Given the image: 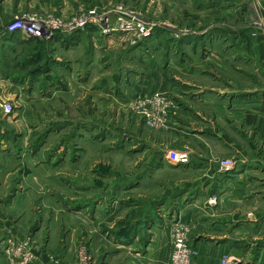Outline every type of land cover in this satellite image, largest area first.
<instances>
[{
	"label": "rangeland",
	"instance_id": "obj_1",
	"mask_svg": "<svg viewBox=\"0 0 264 264\" xmlns=\"http://www.w3.org/2000/svg\"><path fill=\"white\" fill-rule=\"evenodd\" d=\"M31 1L14 17L52 18L67 26L90 21L73 33L81 45L74 50V80L65 79L49 98H20L10 115L16 118L0 125V215L11 217L0 229L7 224L17 232L0 242L8 264L40 261L45 241L33 226L42 221L43 235L48 225L57 244L73 242L72 264H128L133 256L140 259L130 264H152L142 254L154 222L168 226L161 242H174L177 224L187 226L193 251L200 218H216V184H240L238 192L244 188L253 198L264 192V173L256 167L264 165V141L241 117L232 119L228 108L209 111L199 103V87L221 90L219 98L264 97V71L241 59L256 52L253 43L264 36V0H70L62 3L67 13L47 15ZM68 31L54 37L73 35ZM99 39L103 46L94 48ZM154 95L172 100L162 129L136 107ZM206 129L214 138L200 136ZM182 153L187 163L178 161ZM226 160L232 168L221 169ZM247 163L254 171L239 181ZM19 194L29 201L25 213L19 199L12 204ZM192 209L195 224L188 220ZM240 209L257 213L264 203ZM27 225L29 233L21 236ZM249 233L239 239L253 244L254 255L264 245V229ZM26 241L24 252L19 245ZM97 250L106 255L96 256ZM172 254L173 243L159 264H171ZM61 255L49 253L47 261L68 264Z\"/></svg>",
	"mask_w": 264,
	"mask_h": 264
},
{
	"label": "crops",
	"instance_id": "obj_2",
	"mask_svg": "<svg viewBox=\"0 0 264 264\" xmlns=\"http://www.w3.org/2000/svg\"><path fill=\"white\" fill-rule=\"evenodd\" d=\"M34 1L36 0L31 1V3L35 5L34 7L47 15L53 13H67L68 11L64 10L62 7V3L66 4V1L68 3L70 0H39L38 2H40L41 5H36ZM70 4L73 3L70 2ZM24 6L28 8L30 6V0H0V125L3 121L9 122L11 119L16 118L15 116H6L4 114V102H11L13 105L17 106L20 98L29 99L37 93L42 94V96H44L43 98H49L51 92H56V90L63 88L62 83L65 82V79L69 80L68 77H72L74 80V50L81 48L79 43L80 38L74 36V34L67 37L56 36L51 39H40L26 36L21 32H8L7 27L9 23L12 21L14 15L21 12ZM69 9L71 8L69 7ZM258 9L256 8V10ZM260 12H264V9L260 8ZM90 30L88 29V31L92 33ZM104 37L105 36L102 38ZM250 42L251 40H247V44H250ZM93 45L94 48L103 46L100 39L98 42L96 41V43L94 41ZM253 47H256L257 51L241 56V59L245 60L246 63L249 62L253 64L251 65L253 67L260 66L264 71V36L259 37V40L255 44L253 43ZM226 54L229 55V53ZM230 56L232 55L230 54ZM233 56L234 59H240L237 54ZM257 62H260V64H255ZM84 70L87 72L86 68ZM88 75L89 72L86 73L87 77ZM54 86L56 87L54 88ZM193 87L194 88L191 89H197L195 88L196 86ZM199 91L204 92V95L200 96L199 103L204 105L205 109L208 108L210 111L214 108L220 110L223 107L228 108L232 113V119L241 117L242 124L244 126H249V129L252 131L255 130L258 134L256 138L260 139L261 137L262 141H264V97H247L248 99H238V97H235L234 99H230L227 98L228 96L226 95L225 98H219L218 96H220L222 91L212 87H205L204 89L199 87ZM250 92L255 91L252 90ZM250 92L243 91V94H250ZM56 97L57 96H52L51 98ZM202 118L204 119L203 116ZM206 120L207 119H205V121ZM200 131V136L202 137L212 138L214 136V133L210 130L206 129ZM260 163V161L257 163V170L261 169L264 173V165L261 167L259 166ZM251 165L253 164L247 163L244 168H241L238 172V174L241 175V178H238L239 181L245 176L248 177L246 174L254 171V169L247 168ZM240 187V184H230L228 186H224V184L215 185L216 191L220 193L217 198L218 203L214 212L216 218H211V216H213L212 214L208 215L206 218H200V220H202V223L199 222V224H202L201 237L195 239L193 242V258L190 264H221L222 260L228 257L231 258L233 264H264V245L260 248H256V252L252 255V251L250 250L253 249V244L248 245L245 242H240L239 239L240 234L248 235L250 234V230L254 227L259 226L261 229H264V209L258 210L257 213L252 214L247 213L245 215L240 213V207L253 203L262 205V203H264V192L261 193L260 196H254L253 198V195H245L246 192L244 188L241 193L238 192ZM4 195L5 194H1L0 192V197ZM12 197L13 205L16 199H19L16 201L22 202V204L18 206L22 213L29 210V201L26 202L22 200L20 194L19 196L12 195ZM24 202H26V206H24ZM228 208H231L230 212ZM193 209L189 210L188 220L192 218V222L194 221L193 223L195 224L198 219H196L197 213ZM224 212L225 214H223ZM146 218L147 217H145V219ZM10 219L11 217L6 218L0 215L1 223L2 221L11 222ZM156 223L157 222H154L155 225L149 227L152 228V230H149L151 239L148 244H146L142 254V256H144L143 258L152 264L160 263L161 258L159 256L160 254L162 255V252H166V254L169 255L173 243L172 240L161 242L160 235L164 232L169 234L168 226L167 224H163L162 226ZM193 223H191L192 227H194ZM11 226L12 225L2 224L0 229V242L4 237L9 235L10 230L17 234V232L14 231L16 230L15 228H9ZM27 226L26 231L22 229L21 236L29 233L30 228L29 225ZM159 226H161V228H159ZM33 229V231L36 232L35 236L41 238V241L47 242L46 244L45 242L42 243L43 249L41 251V258L37 264H52L47 261V255L49 253L58 256L62 254L60 257H62L64 263L72 264L74 262L73 242L69 245L57 244V237L48 225L45 226L46 234L43 235V221L42 224H39V227L33 226ZM205 232H210V235ZM119 247L121 250L126 249L123 250L124 252L128 249L126 246ZM103 251L97 250L96 256L98 254L100 255ZM105 255V253H102V256ZM129 258L130 263L140 259L136 256ZM95 262L97 263L96 258ZM0 264L8 263L3 257H0Z\"/></svg>",
	"mask_w": 264,
	"mask_h": 264
},
{
	"label": "built area",
	"instance_id": "obj_3",
	"mask_svg": "<svg viewBox=\"0 0 264 264\" xmlns=\"http://www.w3.org/2000/svg\"><path fill=\"white\" fill-rule=\"evenodd\" d=\"M90 19L81 20L80 22L74 23V21L67 26L66 23L61 20L52 18H37L31 16H15L13 20L9 23L7 30L10 33L21 32L22 34L34 37V38H46L50 39L59 33L62 29H69L67 32L69 35L73 34L74 31L79 28L84 27ZM141 28V32L145 31V28L138 25ZM66 27V28H65ZM68 27V28H67ZM130 28V27H129ZM110 30V28L106 29ZM140 30V29H139ZM67 31V30H66ZM150 33V32H149ZM147 32L146 34L149 35ZM169 98V97H168ZM163 95H154L141 98L137 103L136 107L141 108L143 116L148 120L152 127L165 128L167 111L172 103L170 98L168 99ZM137 108V109H138ZM139 110V109H138ZM3 112L6 116H10L14 112V105L11 102L3 103ZM178 161L182 163H187L189 160L187 153H182L178 156ZM233 162L226 160L221 163V169L232 168ZM173 254L171 264H190V258L193 251L189 247V233L190 230L187 226L183 224H177L173 228ZM29 242H23L19 245L20 248L25 252ZM32 260L27 261L22 264H29ZM84 264H87L86 261ZM221 264H233L232 260L225 258Z\"/></svg>",
	"mask_w": 264,
	"mask_h": 264
}]
</instances>
